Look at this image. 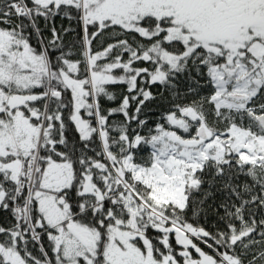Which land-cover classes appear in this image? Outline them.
Returning <instances> with one entry per match:
<instances>
[{"label":"snow or ice","instance_id":"snow-or-ice-1","mask_svg":"<svg viewBox=\"0 0 264 264\" xmlns=\"http://www.w3.org/2000/svg\"><path fill=\"white\" fill-rule=\"evenodd\" d=\"M0 264H264V0H0Z\"/></svg>","mask_w":264,"mask_h":264},{"label":"rangeland","instance_id":"rangeland-1","mask_svg":"<svg viewBox=\"0 0 264 264\" xmlns=\"http://www.w3.org/2000/svg\"><path fill=\"white\" fill-rule=\"evenodd\" d=\"M150 108L152 107V106H149ZM155 117L153 116V119H154Z\"/></svg>","mask_w":264,"mask_h":264}]
</instances>
